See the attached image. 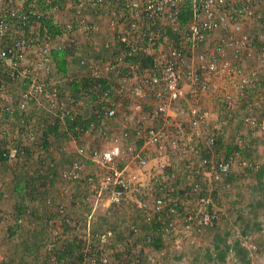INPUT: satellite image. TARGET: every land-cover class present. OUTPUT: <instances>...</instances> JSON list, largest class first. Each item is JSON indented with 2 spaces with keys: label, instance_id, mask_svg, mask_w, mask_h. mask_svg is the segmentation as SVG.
Segmentation results:
<instances>
[{
  "label": "built area",
  "instance_id": "2783aa9c",
  "mask_svg": "<svg viewBox=\"0 0 264 264\" xmlns=\"http://www.w3.org/2000/svg\"><path fill=\"white\" fill-rule=\"evenodd\" d=\"M91 15L109 21L113 42L104 45L113 52L111 59L92 61L87 77L59 72L53 50L77 48L79 36L92 40L99 25ZM210 93L225 108L244 106V122L264 134V0H0L2 149L17 161L28 144L41 146L53 127L47 140L51 147L63 140L65 151L72 144L71 162L58 168L43 159L31 174L51 177L57 167L63 182L87 186L88 203L93 202L84 222L66 204H57L47 225L56 238L47 246L55 251L51 261L60 264L55 247L66 240L60 239L62 229L81 228L85 235L75 251L76 257L83 255L81 263L112 264L105 247L111 232L93 241L96 213L123 206L144 185L152 150L163 169L169 153L199 157L210 183L222 182L236 165L259 170L238 153L217 150V133L206 131L210 114L199 99ZM34 104L41 114L32 111ZM15 121L22 124L11 125ZM116 121L119 125H112ZM88 138L111 144L97 145V139L84 144ZM191 140L200 142L191 147ZM91 165L95 172L88 171ZM202 181L193 179L184 192L161 182L143 194L137 206L153 234L171 236L183 226L195 244L196 234L221 221L226 213ZM42 203L26 205V217L37 218L55 200L46 195ZM130 228L132 237L143 230L138 224ZM153 255L152 264H165L168 249ZM132 264H142V258L135 256Z\"/></svg>",
  "mask_w": 264,
  "mask_h": 264
},
{
  "label": "rangeland",
  "instance_id": "374dc122",
  "mask_svg": "<svg viewBox=\"0 0 264 264\" xmlns=\"http://www.w3.org/2000/svg\"><path fill=\"white\" fill-rule=\"evenodd\" d=\"M69 64L73 65L72 60ZM211 95L215 96V94ZM217 101L216 104L209 102L206 105V110L210 114V121L206 124V131H215L217 133V150L224 155L233 152L238 153L239 159L254 161L258 164L259 169L263 168L264 134L260 130L250 128L244 122L243 115L240 113V111H244V106L228 109L222 105L220 100L217 99ZM190 102L194 103L193 100H190ZM113 123L112 125H119L118 121ZM92 139H86L84 144H87V141L95 143V140ZM240 140H242V143ZM105 142L108 143L110 141L108 139L107 141L103 139H97L96 141L97 145L101 143L105 144ZM131 142L133 143L135 141ZM199 142V140H191V147H195ZM2 143H0V150L3 147ZM110 144L108 143V145ZM43 150L41 146L35 144L20 155L17 161L8 158L7 160H2L0 158V264H55L57 262H46L45 260L48 257V247L45 244L47 241L56 240L55 234L51 233V230L43 233V228L46 229V225L51 219L49 213L52 214L55 212L51 210L53 207L50 210H46L47 213L42 216L43 222L35 227L39 230H31L32 228L27 227L28 225L23 229L16 224L19 203L16 202L18 194L13 195V190L21 191L22 194H19L20 196L27 194L23 184L25 183L24 185H26L28 179L37 177V171L31 174L35 170V166L42 159L51 161V158H54L53 151L50 153L51 149L47 151V154L46 150ZM164 159L167 167L163 169L161 167V159L152 150L150 164L144 170V185L137 188L132 198L123 205L120 213V216L128 219L130 227L133 224H138L143 228L138 237H135L136 243L133 250L136 253L131 255V257H127L128 247L126 245L116 244L115 247H107L105 243L106 251L112 258V264H132L129 262L130 258L133 261L134 257L138 255L142 259L147 254H150L151 257L154 256L155 250H149L146 247L147 245L144 244L147 226L144 221V212L137 206V201L142 198L143 194L155 190L161 182L167 183L175 191L184 192L190 188L193 179L198 178L203 179L204 187L212 192L216 202L223 208L226 214L212 229L206 231L203 236H198L195 244L189 242L188 235L184 233L183 226H180L174 235L167 236L168 257L165 260V264H213L211 261L205 260V253L209 249L213 250L215 235L217 233L223 234L226 231L231 232L230 242L238 239L250 250L252 264H264V244L262 243L264 242V210L256 215V212H253L254 208L250 207V204L258 198V195L252 191L254 187L259 185L256 171L236 165L233 171L222 182L210 183L208 179L205 181V177L202 175L203 169L200 167L199 157L191 154L185 157L169 153ZM175 159L177 164L175 163ZM178 159L179 162H177ZM96 169L91 165L88 171L92 173ZM53 170L58 169L57 167H52ZM16 184H19L18 188L15 187ZM34 193L36 196H40L37 190ZM88 193L89 188L87 186L78 183L71 185L70 183L63 182L59 177L56 183L51 184V189L48 192L49 195L53 196L56 206L59 203L66 204L70 214L82 222L85 221L86 213L89 212V206L86 205L89 204L86 197ZM31 196L34 197L33 192ZM193 198L191 197V199ZM185 205L189 206V203L186 202ZM103 211L105 212L104 207L100 211H97L95 217L96 222L94 223L95 230L100 233L110 231L108 228L110 224H107L106 220L102 218L109 216V219H113L114 216L109 215V210L106 213H102ZM247 223H250V233L244 235L243 229ZM256 223L262 224L261 231L257 229ZM15 230H17L16 234L12 235ZM64 230L62 229L60 238L63 240L68 238L72 240L75 238H83L85 235L81 228L79 230H67L65 232ZM79 235L81 236L78 237ZM97 241L95 240L94 242ZM61 244L57 247L59 248ZM199 252L202 253L200 254ZM50 253L53 255L55 251ZM75 253L74 250L73 255ZM62 264H64V261ZM221 264H240V262L238 259L230 256L227 262Z\"/></svg>",
  "mask_w": 264,
  "mask_h": 264
},
{
  "label": "trees",
  "instance_id": "16d2710c",
  "mask_svg": "<svg viewBox=\"0 0 264 264\" xmlns=\"http://www.w3.org/2000/svg\"><path fill=\"white\" fill-rule=\"evenodd\" d=\"M105 49V48H104ZM77 48H59V49H55L53 50V58L54 61L56 63L57 69L59 72H62L64 74H70L69 73V62L74 58L75 53H76ZM106 50V49H105ZM106 52V51H105ZM103 55H101V59L105 58L102 57ZM106 59V58H105ZM91 79H87L85 80L86 83H89ZM75 84V85H74ZM74 84H72L73 88H75V90H79L80 88V84L75 82ZM76 90V91H77ZM53 131V127L50 128L48 127L47 130L45 131V136L43 137V141L41 140V147L46 150V154L47 151L50 149L51 147V142L49 140H47V134L51 133ZM51 141H54V138L51 139ZM40 142V140L38 141ZM43 150V151H44ZM5 154V150L2 149L0 150V158L2 160H7V156ZM43 160V159H42ZM254 171V170H253ZM257 175V180L259 182V185L253 188V192L256 193V195H258V198L255 202H252L250 204V207L254 208L253 212H256L255 214L257 215L258 213H260V211L264 210V167L260 168L258 171H256ZM38 175L36 178V180L40 181L42 185H46L48 183V180H50L51 183H56L57 179L59 177L58 174V170H53V176L51 177H47L44 176L43 174H40V172H38ZM93 202L86 204L89 206V209L87 207V209L90 211L91 207H92ZM27 206L25 204H21L18 207V211L16 214V224L18 227H23L25 226L24 223L29 220L26 217V212H25V208ZM123 209V206H117L114 205L112 208H110V212L109 215H114L113 219L110 218L109 216L103 217V220H106V223L110 224V226L108 227L110 229V232L112 235L108 236V239H110L109 241L106 242V246L108 247H115V245H126L128 247L127 249V253L128 256L127 257H131L130 254H132V248L134 247L136 240L135 237L138 236H134L132 237L130 232H131V228L128 224V219L126 217H122L120 216L121 210ZM39 217V216H38ZM37 217V218H38ZM23 219V222H20V220ZM134 225V224H133ZM145 225L147 226L146 230V234L144 236V244L147 245L146 247L151 250H161L165 247H167L168 249V244L166 242V236L165 235H155L153 234L152 228L145 223ZM257 226L258 230H262V224H255ZM17 230H15L12 235L16 234ZM244 235H248L250 233V223H247L243 229ZM99 234V233H98ZM98 234L94 235L95 236V240H98ZM130 236L133 238L132 241L134 242H130ZM196 236H203V235H197ZM152 237L151 242L148 241V238ZM230 237H231V232L230 231H226L223 234L217 233L215 235V240H214V244H213V250L209 249L206 253H205V260L206 261H211L213 264H221V263H225L227 262L228 258L230 256L238 259V261L240 262V264H252V261L250 259V250L244 246L242 244V242L240 240H235L233 242H230ZM97 238V239H96ZM99 241V240H98ZM51 241H47L45 246H48V244ZM83 242V238H75L73 240H65L60 248H57V246L55 247L56 253L59 254V262L60 264H62L63 260H64V264H82V254H79V256H75L73 255L74 250L80 252L81 249V245ZM264 244V242H262ZM57 244V241H56ZM44 246V244H43ZM38 249V247H37ZM154 251V252H155ZM51 251L48 250V254H47V259L46 262H50L51 261V257L52 254L50 253ZM151 252V251H150ZM200 254L202 252H199ZM214 253V254H213ZM199 256V255H198ZM201 257V256H199ZM70 259L69 260L67 259ZM67 260V261H66ZM132 263V259L130 258V261ZM152 264V259L150 254H147V256H145L142 259V264Z\"/></svg>",
  "mask_w": 264,
  "mask_h": 264
},
{
  "label": "crops",
  "instance_id": "0c3cea01",
  "mask_svg": "<svg viewBox=\"0 0 264 264\" xmlns=\"http://www.w3.org/2000/svg\"><path fill=\"white\" fill-rule=\"evenodd\" d=\"M89 18L93 22H97L98 23L99 29L95 33V37L92 40H90L89 38H87L85 36H79L80 42L78 44V47H77V50H76V54H75L74 58L72 59L73 65L69 64V73L72 76L77 77V78L87 77V75L89 74V64L92 61H94V60L95 61H98V60L108 61V60L111 59V56L113 55V52H111L109 49L105 48V45H104V43L106 41L107 42H113V32L111 31V29L109 27L108 19L106 17L105 18H100L97 15H91V16H89ZM101 55H103L102 57H105L106 59L105 58L101 59V57H100ZM211 94H213V93H210L208 95H204V96L199 97L200 102L202 101L201 105H202L203 109H205V110L207 109L206 105H208L209 102H212V103L214 102V104H216V101H217L216 95L212 96ZM33 106H34L32 108L33 112H35V113L37 112V114H39V113L41 114L43 112V110L40 109L38 107V105L34 104ZM86 112H88V110ZM6 123H8V121ZM21 124L22 123L20 121H15V122L11 123V125H13L15 127L18 126V125H21ZM93 139H99V138H93ZM62 143H63V140L60 139L59 146L55 145V146L50 147V149H51L50 153H51V151H53L52 154L54 155L53 156L54 158H51V161H53L54 164L58 168L65 167L66 165H68L71 162V159H72V154H71L72 151H73V147L71 146L72 144H69L68 149L65 151L64 149L61 150V144ZM23 144L26 146L27 143L23 141ZM64 144H65V142H64ZM29 145L30 144H28V149H29L30 146H32V145H30V146ZM37 173H36V175L39 176ZM44 176H46V178L48 177L47 175H44ZM36 179L37 178L28 179L26 185H24L25 183L23 184V187L26 188L25 190L27 192V194L23 193L24 194L23 196L19 195V194H22L21 191H18L16 189L13 190V193H14L13 195L18 194L16 202L19 203V206L21 204H26V205H31L34 208L38 207V206L43 204L42 203L43 198L46 195H49L48 192L50 191L51 184H52L50 182V180H48V183L46 185H42L41 180L38 181ZM31 185H32V187H31ZM48 185L50 187L49 190L46 189V188H48ZM18 186H19V184L15 185L16 188H18ZM29 187H31L33 189H31V188L29 189ZM41 187H43V188H41ZM36 190L38 191V193H40V196H36L35 195L34 192ZM31 191L33 192V196L35 198L31 196V193H32ZM55 206H56V204L53 205L54 209L52 207H50V208H47V210H50L52 208L51 210L55 211L56 210ZM45 213H47V212H45ZM45 213H42V215H40L38 218H35V219H29L28 218L29 220H27L24 223L25 226H23L22 228L24 229V227H26L28 225L27 227L32 228L31 230H39L38 228H35V227H37L38 225H40L43 222L42 216H44ZM102 213H106V211L105 212L103 211ZM52 214H54V212ZM52 214L49 213V217L50 218L53 216ZM48 230L49 229L47 227H46V229L43 228V233H47ZM98 233H100V232L95 230V225H94L93 226V236L98 234ZM76 235H78V234H76ZM80 236L81 235H79L78 237H80ZM94 239H95V236H94ZM67 240H72V239L68 238ZM60 247H61V245H60ZM67 260H69V262H70L71 258L70 259L68 258Z\"/></svg>",
  "mask_w": 264,
  "mask_h": 264
}]
</instances>
